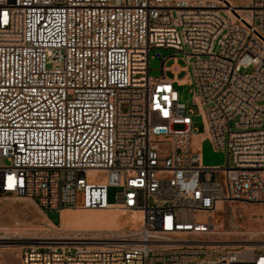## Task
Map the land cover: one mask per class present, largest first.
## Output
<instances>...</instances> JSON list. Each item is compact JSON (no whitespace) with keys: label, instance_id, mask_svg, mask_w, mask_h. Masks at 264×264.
Returning a JSON list of instances; mask_svg holds the SVG:
<instances>
[{"label":"built area","instance_id":"obj_1","mask_svg":"<svg viewBox=\"0 0 264 264\" xmlns=\"http://www.w3.org/2000/svg\"><path fill=\"white\" fill-rule=\"evenodd\" d=\"M245 1L0 0V194L140 216L26 247L21 264H264V245H235L219 224L232 204L264 202V0ZM196 137L227 166H204Z\"/></svg>","mask_w":264,"mask_h":264},{"label":"rangeland","instance_id":"obj_2","mask_svg":"<svg viewBox=\"0 0 264 264\" xmlns=\"http://www.w3.org/2000/svg\"><path fill=\"white\" fill-rule=\"evenodd\" d=\"M237 5H245V0H233ZM163 57H168L171 51L160 50ZM162 61L151 59L150 76L161 77ZM175 64L185 68L187 66L184 56L178 60H170L166 67ZM169 79L176 78L171 72L166 73ZM186 73L178 75L182 79ZM180 102L188 106L193 113L194 133L196 136L205 134L203 118L199 108L194 104V85L178 87ZM264 105V103H262ZM175 127V130H181ZM197 138V137H196ZM198 148L202 152L203 165L206 167H226L227 155L216 152L209 140L201 141L197 138ZM196 140V139H195ZM121 193L118 188L109 189V203L114 204L116 195ZM224 219L227 231L232 233L230 239L235 245L263 246L264 245V202L263 203H235L232 204ZM133 214L116 209L107 211H66L44 213L28 198H19L13 195L0 194V264H20V255L24 248L30 246H47L49 244H63L83 236H99L109 229L120 230L132 226L128 220ZM98 230L101 232H87ZM239 240V243H238ZM243 241V242H242Z\"/></svg>","mask_w":264,"mask_h":264},{"label":"bare ground","instance_id":"obj_3","mask_svg":"<svg viewBox=\"0 0 264 264\" xmlns=\"http://www.w3.org/2000/svg\"><path fill=\"white\" fill-rule=\"evenodd\" d=\"M197 138L195 140V144L197 145ZM200 140V139H199ZM112 209V208H110ZM109 210V209H107ZM107 210H82V211H98V212H102V211H107ZM66 211H78V210H64L62 211L63 213H65ZM140 216L138 214H133L130 219L128 220V223H132L133 221H135L136 219H138ZM109 231H116V229H107ZM87 232H101V231H98V230H92V231H86V232H81V233H87ZM243 242V241H242ZM237 243V242H236ZM238 243H239V240H238ZM264 243V242H263Z\"/></svg>","mask_w":264,"mask_h":264},{"label":"crops","instance_id":"obj_4","mask_svg":"<svg viewBox=\"0 0 264 264\" xmlns=\"http://www.w3.org/2000/svg\"><path fill=\"white\" fill-rule=\"evenodd\" d=\"M22 254V253H21ZM20 264H21V255H20Z\"/></svg>","mask_w":264,"mask_h":264}]
</instances>
